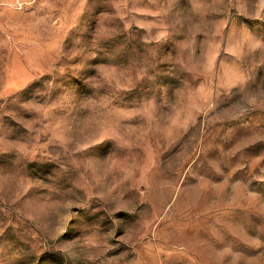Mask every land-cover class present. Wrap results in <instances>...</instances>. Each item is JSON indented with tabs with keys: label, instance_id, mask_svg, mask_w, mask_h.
<instances>
[{
	"label": "rangeland",
	"instance_id": "rangeland-1",
	"mask_svg": "<svg viewBox=\"0 0 264 264\" xmlns=\"http://www.w3.org/2000/svg\"><path fill=\"white\" fill-rule=\"evenodd\" d=\"M0 264H264V0H0Z\"/></svg>",
	"mask_w": 264,
	"mask_h": 264
}]
</instances>
